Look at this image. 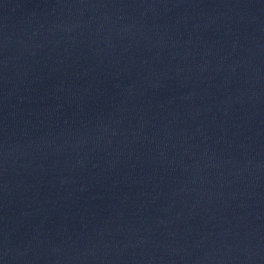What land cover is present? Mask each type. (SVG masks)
<instances>
[{"label": "water", "instance_id": "obj_1", "mask_svg": "<svg viewBox=\"0 0 264 264\" xmlns=\"http://www.w3.org/2000/svg\"><path fill=\"white\" fill-rule=\"evenodd\" d=\"M0 264H264V0H0Z\"/></svg>", "mask_w": 264, "mask_h": 264}]
</instances>
